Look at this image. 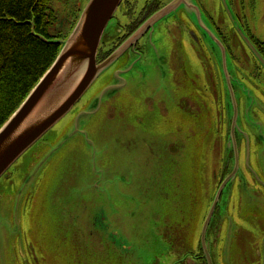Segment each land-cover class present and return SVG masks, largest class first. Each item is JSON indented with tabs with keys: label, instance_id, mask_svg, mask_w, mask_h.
<instances>
[{
	"label": "flooded vegetation",
	"instance_id": "obj_1",
	"mask_svg": "<svg viewBox=\"0 0 264 264\" xmlns=\"http://www.w3.org/2000/svg\"><path fill=\"white\" fill-rule=\"evenodd\" d=\"M162 1L148 0L138 21L130 28L122 27L120 39L105 58L98 60L102 62L122 45L127 46L111 65L114 71L107 84L114 81V73L117 71V80L121 78L123 81L121 89L106 99L98 112L81 125L80 132L67 142L79 138V149H82L84 143L83 148L91 150L92 179L86 180L83 188L84 191L90 190V202L93 203L94 193H111L112 189L118 193L115 203L106 200L108 195H103L107 197H103L104 200L91 213L95 225L99 219H103L108 221L109 228L97 232L96 228L87 227L82 231L86 237L91 236L93 239L101 235L106 243L111 236L131 237L129 220L139 215L134 210L139 204L135 203L136 188L130 184L128 178L135 184L140 181L131 174L129 177L124 174L123 179L128 184L120 186V182L115 181L119 176L113 171L118 162L114 161L110 152H126L129 157L132 155V160L129 159L121 165L130 171L143 169L144 163L135 161V156L140 160V155L156 150L155 143L153 145L147 139H143L142 147L139 144L142 140L140 137L142 131L157 117L160 122L165 123L171 135L167 140L162 139V143H166L164 149L160 148L161 151L154 153L158 163L156 166L161 167L162 161L169 162L170 171L173 173L172 192L169 194L165 190L164 204L157 201V210L161 205L166 213L178 216L187 206L192 207V217L189 215L188 228L181 232L177 224L172 222V217L161 218L159 213L161 220L157 230L154 229L151 235L141 234L140 244L143 245L138 247L141 250L146 247V251L153 253L154 260L150 264H233V251L238 243L235 235H232L233 229L236 227L238 232L245 231L241 223L246 224L248 219L260 221V226L264 224V64L242 37L238 26H241L263 58L264 41L254 35L251 26L244 23L235 8L238 23L231 21L227 31L201 3L198 4L207 16L218 41L210 37L208 32V37L203 35L195 25L197 23L184 10L180 11V17L160 21L154 27L143 30L141 36L132 38L151 15L171 2ZM228 1L233 8V0ZM222 7L226 8L223 3ZM152 28L153 34L157 33L159 39L164 38L159 44L160 65L153 71H136L137 63L144 62L142 57L149 46ZM185 44L188 50L195 52L200 74H192L185 65ZM100 52L99 48L98 58ZM243 57L249 61L250 69L245 68ZM166 81L168 82L165 83ZM102 113L108 118L106 123L114 124L117 120H123L124 127L123 132L109 136L105 144L101 143L100 134L105 123ZM83 132H87L89 137ZM201 145L202 153L201 149L197 151ZM210 146L215 149L210 150ZM147 147L150 150H146ZM184 150L189 152L188 162L182 161ZM195 151L197 154L194 156ZM46 153L40 155L39 160ZM104 157L107 159L101 161ZM199 162L201 170H212V178L208 181L210 185L203 182L201 186V202L197 200L194 186V172L199 167ZM190 169L193 171L192 179L189 175ZM181 170L186 172L185 182L180 176ZM60 183L62 185V180ZM82 195L78 198L81 199ZM72 197H63L62 206L60 204L57 208V214L61 215L62 229L66 224L78 222V218L77 222L73 221V217H69L68 221L65 216L62 222V214L71 213L70 207L65 204ZM169 199L172 200L170 211L167 206ZM144 201L146 199L143 197L140 203ZM15 207V203L13 208L9 203L5 213L0 215V225L11 224L9 232L15 234L10 242L15 254L12 264H31L30 261H22V254L31 256L34 262L39 263L34 255L38 248L37 237L27 233L32 225L31 219L29 218L28 230L25 232L21 204L17 218ZM4 214L8 215L2 217ZM3 231L8 232L6 229ZM91 240L88 245L92 247L95 243ZM100 244L106 249L109 248L103 240ZM131 244L129 249L121 250V254L137 258L135 244L124 243L126 246ZM138 252L140 255L139 249ZM251 252L252 256H247L249 249L246 250L244 264H264V241L260 245L256 241ZM77 261L67 260L72 264H92L88 259L79 263ZM105 263L112 264L109 260Z\"/></svg>",
	"mask_w": 264,
	"mask_h": 264
},
{
	"label": "rangeland",
	"instance_id": "obj_2",
	"mask_svg": "<svg viewBox=\"0 0 264 264\" xmlns=\"http://www.w3.org/2000/svg\"><path fill=\"white\" fill-rule=\"evenodd\" d=\"M89 1L90 0H51V6L57 16V20L55 24L50 27V33L67 38ZM167 1L169 0H163L162 2L165 3ZM193 2L196 5L201 3L202 6L207 8L215 20L225 27V30L227 28V31L230 29V23L234 22L231 19V15H235L236 9L239 16L244 20V23L246 22L251 26L254 35L264 41V0H233L234 7L232 8L229 3V11L227 8H221L222 3L226 7V0V4L224 3V0H193ZM147 3L148 0H124V3H122L121 7L117 10L114 20L109 23L103 35L100 44L101 55L98 60L105 58L115 45L116 41L120 39L119 34L123 31L122 27H125L126 29L128 27L130 28L134 22L138 21ZM180 11L181 10L179 9L178 13H173V17L179 16ZM200 16L206 32L209 34L210 32L214 33L211 24L208 22L207 16L204 14H201ZM192 18L194 20L196 19L195 17ZM195 25L198 27L197 24ZM199 29L204 34V30L202 28ZM163 40L164 38L159 39L158 34L155 32L153 35L150 34L149 46H147V50L142 57L144 62L139 61L137 63V68H135L136 71H153L160 65L161 54L157 51L161 49L159 44L163 42ZM184 53L186 59L185 65L188 66L189 71L192 74H200V71H198V58L196 59L195 52L188 50L185 44ZM243 60L245 61V68L250 69V65H248L249 61L244 57ZM111 67L112 66L97 78L80 101L76 103L73 109L53 128H51V130H49L34 146L22 155V157L9 169L7 174L0 179V215L5 213L4 211L9 203L13 208L15 203L14 198L24 183L27 175L34 168L36 162H38L39 156L57 145L65 137L74 126L78 113L86 109L92 100L104 90L114 71V68ZM116 73L117 71H115L114 75ZM167 82L168 81L165 83ZM101 116L105 121L103 124L104 129L100 130V134L102 135L101 143L105 144L109 136L123 132L124 127L123 120H117L114 124H111L110 122L106 123L108 120L106 114L102 113ZM160 121L161 120L156 117V120L153 121L154 123L151 122L148 124L147 128L142 131L143 133L141 132L142 135L140 138L142 140L139 144L143 147V139H147L148 141H151L153 145L155 143L156 150L148 152L147 155H140V157H142L140 160L139 157L135 156V161L144 163L143 169L140 170L137 168V171H130L128 168L121 165L129 159L132 160L134 158L132 155L129 157L126 152H123L124 154L117 151L110 152L114 161L118 162L113 168V171H115L116 176H119L115 181L118 180L120 186L128 184L127 181L123 179V176H125L124 174H127L128 177L131 174L136 177V180L140 181V183L137 182L135 184L130 177L128 178L129 181H131L130 184L136 188L135 203L136 205L139 204V206L132 204V206H135L134 210H136L139 215L133 220H129V229L132 233L131 237L126 238L124 235H119L118 237L111 236L110 239L107 240L108 243H106L105 238L101 237V235L97 236L98 238L95 239L91 236L86 237V235H84L82 230L87 227L90 229L96 228L97 232L109 228L108 221H104L103 219H99L98 223L95 225L91 213L96 206L104 200L103 197H107L103 195H108L106 200L111 202L114 201L115 203L118 198V193L114 189L111 190V193L104 192L103 194L101 193V195L94 193V198L92 200L93 203L90 202L89 198L92 194L90 193V190L84 191L83 188L86 180L92 179L90 177L91 150L87 147L83 148L84 143H82V149H79L80 141L79 138H77L67 143L64 147L65 149L62 148V150H59L48 160L33 186L27 190L21 199L20 210L22 226L26 232L28 230L29 218L31 219L30 222H32V225L27 233H30L33 236L36 235L37 237L36 244L38 245V248L34 255L40 262H34L31 256H25L23 254L22 261H30L31 264H72L68 263L67 260H78L77 263H79L88 259L92 264H106L105 262L107 260L111 261L112 264H120L122 262L131 264V261L136 259L133 264H150L151 261L154 260V256H152L153 253L146 251V247L142 250L138 247L143 245V243L140 244L142 239L140 237L141 234H153L154 229L157 230L158 224H160L159 220L164 216H167L170 219L172 217V222L177 224L178 229L182 230L181 232L188 228L192 207L185 206L182 213L178 216L170 212L166 213L161 205L157 210V201L162 205L164 204L163 196L165 190L171 194V179H173V173L170 171L171 167L169 166V162L162 161L161 167L158 168V166H156L158 163L157 157L154 153L161 151L160 148L164 149L166 143H162V139L165 138V140H167L171 135L169 129L166 128L165 123ZM195 139L199 140L198 138ZM160 144L163 146L161 147ZM202 148V145L199 146L197 151L201 149L202 153ZM213 149L215 148L210 146V150ZM146 150H150V148L147 147ZM197 151H195L194 156L197 154ZM188 158L189 152L184 150L182 152V161L188 162ZM215 158L214 155V162ZM106 159V157L101 158V161ZM196 163H198L197 160ZM189 175L192 179L193 171L191 169L189 170ZM194 175V186L196 187L197 200L201 202V186L203 182L206 185H210L208 181L212 178V170L211 168L201 170L199 162V167H196ZM180 176L185 182L187 177L186 172L181 170ZM61 180L62 185L60 183ZM66 195L73 196L70 201H67L65 204L70 207L71 213L62 214V222H64V216L68 221L69 217H73V221L75 222H77L78 218V222L66 224L64 229H62V224H60L61 215L57 214V208L60 204L62 206V199ZM81 195L82 198L79 199L78 196L81 197ZM143 197L146 201L140 203ZM171 202V199L167 202L168 210ZM62 211L64 210L62 209ZM159 213L161 214V218L158 216ZM7 215L4 214L2 217ZM248 220H246V224L241 223L246 229L245 231L238 232L236 227L233 229L234 231L232 232V235H235L234 237L238 240V243L234 247L235 250L233 251V264H244L243 257L246 250L249 249V254L247 256H252L251 249L254 247L256 241L259 245L261 241H264V230H262V228L264 229V224H261L262 226H260V221L256 222ZM10 225H0V229L2 227V231L0 230V264H12V261H14V248L11 246L12 243L10 242L12 238L14 239L15 234H10ZM4 229L8 232H4ZM89 240L93 241L95 245L92 247L89 246ZM101 240H103L105 245L109 247L108 249L101 246ZM126 242L135 244L138 253L137 258L121 254V250L129 249L132 246V244L128 246L124 245ZM258 248H260V246ZM138 249L141 252L140 255ZM142 260L144 262H142Z\"/></svg>",
	"mask_w": 264,
	"mask_h": 264
},
{
	"label": "water",
	"instance_id": "obj_3",
	"mask_svg": "<svg viewBox=\"0 0 264 264\" xmlns=\"http://www.w3.org/2000/svg\"><path fill=\"white\" fill-rule=\"evenodd\" d=\"M123 1L90 0L69 36L66 39L51 41L62 45L58 56L19 108L0 128V179L6 175L22 155L73 109L97 78L123 54L127 47L125 45L116 49L102 62H98V51L103 35L109 23L114 20V16ZM226 1L227 4L225 0L224 3L229 11V2ZM179 9L184 10L191 19L195 17L196 19L193 20L197 23L198 28H202L204 30V34H202L208 37L200 16L204 12L199 4L196 5L193 0H172L151 15L132 38L141 36L143 30L154 27L160 21H168L173 17V13L179 12ZM231 19L234 23H238L234 14L231 15ZM238 27L242 37L264 64L263 56L252 44L241 26ZM153 29L150 32L151 35H153ZM208 35L218 41L214 33L210 32ZM158 53L160 54V50ZM122 84L121 78L117 80L116 73L114 81L107 85L86 109L78 113L74 126L65 137L35 164L15 196L16 218L21 199L27 190L33 186L44 165L75 134L80 132L81 125L93 117L102 103L121 89ZM83 133L88 136L87 132Z\"/></svg>",
	"mask_w": 264,
	"mask_h": 264
},
{
	"label": "trees",
	"instance_id": "obj_4",
	"mask_svg": "<svg viewBox=\"0 0 264 264\" xmlns=\"http://www.w3.org/2000/svg\"><path fill=\"white\" fill-rule=\"evenodd\" d=\"M56 20L51 0H0V128L58 56Z\"/></svg>",
	"mask_w": 264,
	"mask_h": 264
}]
</instances>
